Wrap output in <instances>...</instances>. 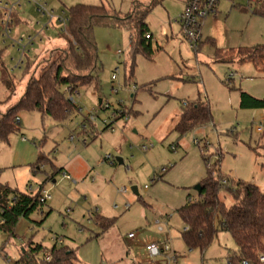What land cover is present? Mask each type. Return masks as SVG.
<instances>
[{"label":"rangeland","instance_id":"374dc122","mask_svg":"<svg viewBox=\"0 0 264 264\" xmlns=\"http://www.w3.org/2000/svg\"><path fill=\"white\" fill-rule=\"evenodd\" d=\"M3 1L15 4L20 19L27 20L19 29L40 28L34 1ZM153 1L159 2L145 18L152 35L151 54L134 50L131 36L136 39V34L129 25H97L98 86L80 87L70 96L76 109L65 121L18 111L17 131L8 142L0 141V183L29 194L46 184L52 195L28 218H20L15 234L0 228V264H15L30 243L50 249L60 240L63 243L58 245L75 249L76 264H228V253L236 249L231 234L219 229L205 251L190 250L181 234L183 221L169 205L181 192L198 198L195 186L206 177L207 169L202 154L211 155L214 162L221 152L223 175L264 190V109L243 108L239 103L242 92L264 98V70L252 62L223 61L232 58L228 52L216 57L218 49L264 45V0L251 9L242 0H221L218 14L202 23L198 48L191 45L177 21L185 0H43L59 15L76 4L104 5L122 20L134 4L144 7ZM57 22L44 34L46 42H35L25 56L56 45L36 57V75L57 49L67 45L68 36L59 31ZM15 29L14 25V36ZM8 47L3 58L8 68L0 66V115L22 96L31 74L25 68L9 70L10 54L15 59L19 53ZM231 71L236 75L230 79ZM4 72L15 80L14 92L4 84ZM199 98L210 105L213 120L180 135L174 127L183 104ZM91 114L96 119L88 120ZM177 142L176 150L172 143ZM144 145L153 146L145 150ZM109 150L114 160L120 157L124 163L113 165L105 159ZM194 151L202 174L196 182L189 177L179 179L192 168ZM71 158L76 166L91 160L93 168L86 172V180L77 174L69 180L62 176L65 171H58L61 161ZM99 158L102 163H97ZM199 172L197 168L195 174ZM170 173L173 181L167 177ZM153 176L162 177L152 180ZM134 186L138 194L132 190ZM221 196L228 206L232 204L227 192L222 191ZM97 214L113 219L112 224L103 229L95 220ZM157 219L170 240L162 246L168 245L167 250L152 257L146 242L165 236L158 230ZM131 233L135 236L130 237Z\"/></svg>","mask_w":264,"mask_h":264},{"label":"trees","instance_id":"16d2710c","mask_svg":"<svg viewBox=\"0 0 264 264\" xmlns=\"http://www.w3.org/2000/svg\"><path fill=\"white\" fill-rule=\"evenodd\" d=\"M158 2L153 1L144 7L134 4L130 15L123 20L108 12L104 5L71 6L66 12L67 45L56 50L52 60L47 61L39 75H36V68L33 69L23 95L7 112L0 115V141L8 142L10 135L17 131L18 111H35L55 121H65L76 109L70 96L80 87L91 84L98 86V46L94 35L97 25H129L136 34V39L131 36L134 50L151 54L152 35L149 34L145 18ZM1 17L0 13V19ZM147 35L150 37L147 38ZM223 52H228L226 54L232 57L229 60L221 59L225 62H252L259 70H264L263 44L218 49L217 59H220L218 55ZM0 66L5 69L1 64ZM3 74L4 84L14 92L13 79L6 72ZM241 107L264 109V98L242 92ZM124 114L122 111L121 115ZM212 120L210 105L197 99L183 104L174 130L182 135L196 127L207 125ZM202 156L207 169L206 177L199 183L201 193L197 199L192 198L177 210L185 224L182 238L186 246L190 250L205 251L219 229H222L231 234L236 244V249L228 253V264H243L244 261L249 264H264L261 261V257H264V190L252 182L223 175L219 168L220 158L212 162L211 155ZM42 159L41 157L38 160ZM225 179L226 183L223 182ZM222 191L231 196L230 206L221 196ZM9 194H12L10 199H4ZM40 198V191L29 194L0 183V228L15 234L14 230L20 218H28L40 205L45 204ZM95 220L103 229H107L113 221L98 214ZM41 251L42 256H39ZM77 259L75 249L69 246L55 243L50 249H43L41 244L34 246L30 243L29 248L22 250L15 264H76Z\"/></svg>","mask_w":264,"mask_h":264},{"label":"built area","instance_id":"2783aa9c","mask_svg":"<svg viewBox=\"0 0 264 264\" xmlns=\"http://www.w3.org/2000/svg\"><path fill=\"white\" fill-rule=\"evenodd\" d=\"M34 1L36 10L39 13L41 20L37 21L40 24V28L31 32L25 37L15 38L13 36V26L15 22V4H10L9 2H4L0 0V13L2 15L0 19V44L3 46H10L17 49L19 56L13 60V64L10 66V71L22 70L25 68L26 64V54L34 46L35 42L41 44L46 42L44 34L52 28L53 21L57 20L60 25L59 31L68 35L67 32V21L68 17L66 12L62 15H59L55 12V9L50 8L46 2L41 0H29V2ZM247 3V8H253L254 4H259L260 0H242ZM221 0H187L186 5L179 15L177 21L180 23L182 30L185 36L190 40L191 45L194 48H198L199 42L201 40V28L203 21L210 15H217V6ZM20 5V4H19ZM150 35H147L149 38ZM122 51L119 50L118 54L121 55ZM236 75L235 71H231L229 77L230 79ZM115 78V75H113ZM90 120L96 119L95 114H91L89 117ZM108 126V125H106ZM262 128H259L261 130ZM73 138V137H72ZM198 145L200 141L198 139L194 140ZM153 145H144L143 148L147 150ZM175 149V146H172ZM107 160H113L114 155L109 150L105 154ZM163 171H166V168H163ZM63 176L69 180H72L67 172H63ZM226 179L223 181L226 183ZM33 187L30 186V189ZM38 191L41 193V202H47L52 198L49 189L40 188ZM192 198H190L191 200ZM161 229V228H160ZM134 233L130 234V237H134ZM63 241H58V244H62ZM146 250L150 256L156 257L161 254V248L158 243L150 242L146 245ZM177 259V256H174V260ZM261 261H264V257H261ZM243 264H249L248 261H244Z\"/></svg>","mask_w":264,"mask_h":264},{"label":"crops","instance_id":"0c3cea01","mask_svg":"<svg viewBox=\"0 0 264 264\" xmlns=\"http://www.w3.org/2000/svg\"><path fill=\"white\" fill-rule=\"evenodd\" d=\"M41 1H43V0H41ZM186 2H187V0H185L184 1V7H185V5H186ZM220 4V3H219ZM219 4H218V6H217V14H218V12H219ZM36 8V7H35ZM42 18L40 17V19L39 20H41ZM38 20V21H39ZM27 21V20H26ZM25 20H21L20 19V17H19V13H18V11L16 10V12H15V22H14V25L16 26V29H15V31H16V33H17V35H13L15 38H22V37H25V36H27L28 34H30L31 32H34L35 30H37V29H33V28H30V30L29 29H19L20 28V26L21 25H24V22H26ZM38 24H39V22H37ZM30 27H31V25H30ZM29 28V27H28ZM66 44V43H65ZM53 46H56V45H51V46H48V47H46V48H43V49H41L42 51H41V53L39 52L40 50H38L36 53H35V55L33 56V58H32V56L30 57V56H28L27 57V59H26V65H25V69H24V72L26 73H28V72H30L31 74H32V72H33V69H34V67H35V65H34V62H35V60H36V57H38V56H42L43 55V53L46 51V50H48L50 47H53ZM9 47H7V46H3L2 45V48H0V51H1V53H0V64L3 66V68H5V69H7L8 67L4 64V56H5V50H7ZM32 49V48H31ZM15 50L17 51V49L15 48ZM30 51L31 50H29V54H30ZM39 52V53H38ZM18 53V52H17ZM10 58H12V63L10 64V66L13 64V60H14V58H13V56H12V54H10ZM31 58V59H30ZM32 59H34V61H33V64L32 65H30V62L32 61ZM29 74V73H28ZM31 74H30V76H31ZM8 75V74H7ZM9 76L12 78V76L9 74ZM13 79V78H12ZM13 82H14V85H15V90H16V83H15V80L13 79ZM25 91V90H24ZM24 93V92H23ZM23 95V94H22ZM20 99V98H19ZM18 99V100H19ZM200 99V98H199ZM17 100V101H18ZM201 100V99H200ZM16 101V102H17ZM15 102V103H16ZM240 106H241V98H240ZM255 110H257V111H260V110H262V109H255ZM88 120H90L89 118H88ZM86 127V125L83 123V128H85ZM86 142V139H84V143ZM201 143V142H200ZM173 145L172 146H175V149L177 150L178 149V146L180 145L179 144V142H177V143H172ZM205 150H207V148L205 149ZM199 152H201L202 153V151L201 150H199ZM206 152H208V150L206 151ZM210 152V151H209ZM193 153V165H192V168L190 169V170H188L187 172H186V174L184 175V177L183 178H181V177H179V179H184L185 178V181H186V179L189 177L190 179H192L193 181H198V179H199V175H201L202 174V172H201V170H202V166H201V163L198 161V157H197V151H194V152H192ZM217 157V159L218 158H220L221 160H220V165H221V162H222V158H223V154L221 153V152H219L218 153V155L216 156ZM118 158H120V157H118ZM106 159V158H105ZM120 159H122V158H120ZM102 158H99L98 160H97V163H102ZM111 161V164H113V165H116V164H120L119 163V161L116 159V161H117V163H114V159L113 160H110ZM122 161H123V163H124V160L122 159ZM62 162V165H61V167H60V169L58 170V171H65V172H67L70 176H73L72 174H77L79 177L81 176V178L82 179H84V180H86V178H87V175H88V173L86 174V172L87 171H91L92 170V168H93V163L91 162V160L90 159H84L83 161H81V162H79V164L76 166V164H75V158H71L70 160H66L64 163H63V161H61ZM204 162V161H203ZM54 165V164H53ZM55 166V165H54ZM56 167V166H55ZM197 168L198 169H200V172L198 173V174H195V172H196V170H197ZM79 169H82L83 170V172L81 173L80 172V170ZM168 171V170H167ZM86 174V175H85ZM173 173H170L167 177H168V179L169 180H171V181H173L174 179H175V177H171V175H172ZM62 176H63V174H62ZM64 177V176H63ZM162 176H160V178H161ZM230 177V176H229ZM159 177L158 178H155V176H153V178H152V180H159L160 179ZM52 182L53 183H56L57 182V180L56 179H54L53 178V180H52ZM40 188H45V189H47L46 188V184H43L42 186H40ZM50 190V189H49ZM190 198H195L194 196H192L189 192L188 193H185V192H181V193H179L177 196H175L174 197V199L172 198V200H170V207L172 208V209H175L176 211L180 208V207H182L183 205H185L186 204V202L187 201H189L190 200ZM178 213V212H177ZM168 217L167 218H169L170 217V215L168 214L167 215ZM106 218V217H105ZM157 223H158V226H159V231H160V233H164L165 232V227H163L162 225H161V220H158L157 219V221H156ZM98 224V223H97ZM166 225V227H168L169 228V223H166L165 224ZM161 228V229H160ZM184 229H185V224H184V222H183V229H182V232L184 231ZM182 232H181V234H182ZM165 234V236H164V240H161V239H159V238H156V237H153V238H151L150 240H148L146 243L148 244V243H150V242H156V243H158V245H159V247L161 248V253L163 252V251H165V250H167L168 249V245H166V248H164V247H162L163 246V244H168L169 243V240H170V235H168V233H164ZM177 255V254H176ZM177 257H178V255H177Z\"/></svg>","mask_w":264,"mask_h":264},{"label":"water","instance_id":"95a60500","mask_svg":"<svg viewBox=\"0 0 264 264\" xmlns=\"http://www.w3.org/2000/svg\"><path fill=\"white\" fill-rule=\"evenodd\" d=\"M100 103H102V100H100ZM117 160L119 161L120 164H123L122 159L117 158ZM195 189L198 191V193H201V185H200V184L196 185V186H195ZM132 190H133L136 194H138V189H137L136 186H134V187L132 188Z\"/></svg>","mask_w":264,"mask_h":264}]
</instances>
